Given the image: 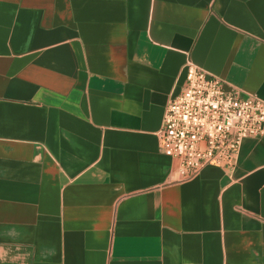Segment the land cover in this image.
<instances>
[{"label":"crops","instance_id":"0c3cea01","mask_svg":"<svg viewBox=\"0 0 264 264\" xmlns=\"http://www.w3.org/2000/svg\"><path fill=\"white\" fill-rule=\"evenodd\" d=\"M189 61L264 101V0H0V264H264V137L159 151Z\"/></svg>","mask_w":264,"mask_h":264},{"label":"built area","instance_id":"2783aa9c","mask_svg":"<svg viewBox=\"0 0 264 264\" xmlns=\"http://www.w3.org/2000/svg\"><path fill=\"white\" fill-rule=\"evenodd\" d=\"M181 91L167 104L158 135L159 151L176 163L180 182L207 166L234 167L246 139L264 137V101L238 90L189 61Z\"/></svg>","mask_w":264,"mask_h":264}]
</instances>
